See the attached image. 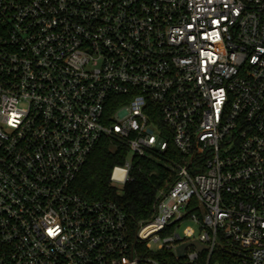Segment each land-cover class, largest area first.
Instances as JSON below:
<instances>
[{
    "label": "built area",
    "instance_id": "1",
    "mask_svg": "<svg viewBox=\"0 0 264 264\" xmlns=\"http://www.w3.org/2000/svg\"><path fill=\"white\" fill-rule=\"evenodd\" d=\"M103 135L173 171L135 227ZM0 264H264V0H0Z\"/></svg>",
    "mask_w": 264,
    "mask_h": 264
},
{
    "label": "trees",
    "instance_id": "2",
    "mask_svg": "<svg viewBox=\"0 0 264 264\" xmlns=\"http://www.w3.org/2000/svg\"><path fill=\"white\" fill-rule=\"evenodd\" d=\"M113 109L107 106L108 118ZM130 156L123 140L103 135L74 181V190L88 200L116 201L135 227L139 221L149 219L154 214L157 192L173 178V171L167 164L165 154L134 155L132 179L119 188L111 179L113 167L124 164Z\"/></svg>",
    "mask_w": 264,
    "mask_h": 264
},
{
    "label": "water",
    "instance_id": "3",
    "mask_svg": "<svg viewBox=\"0 0 264 264\" xmlns=\"http://www.w3.org/2000/svg\"><path fill=\"white\" fill-rule=\"evenodd\" d=\"M194 244H198V242L197 241H195V242H193ZM180 252H181V254H183V252H184V246H182L181 247V250H180Z\"/></svg>",
    "mask_w": 264,
    "mask_h": 264
},
{
    "label": "rangeland",
    "instance_id": "4",
    "mask_svg": "<svg viewBox=\"0 0 264 264\" xmlns=\"http://www.w3.org/2000/svg\"><path fill=\"white\" fill-rule=\"evenodd\" d=\"M116 184H117V186H118L119 188L122 187V184H121V183H116Z\"/></svg>",
    "mask_w": 264,
    "mask_h": 264
}]
</instances>
